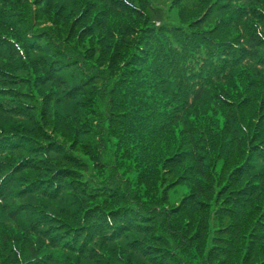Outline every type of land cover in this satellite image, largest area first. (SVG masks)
Wrapping results in <instances>:
<instances>
[{"label":"trees","instance_id":"16d2710c","mask_svg":"<svg viewBox=\"0 0 264 264\" xmlns=\"http://www.w3.org/2000/svg\"><path fill=\"white\" fill-rule=\"evenodd\" d=\"M135 1L0 0V264H264V0Z\"/></svg>","mask_w":264,"mask_h":264},{"label":"rangeland","instance_id":"374dc122","mask_svg":"<svg viewBox=\"0 0 264 264\" xmlns=\"http://www.w3.org/2000/svg\"><path fill=\"white\" fill-rule=\"evenodd\" d=\"M130 1H132L134 4H138L135 0H130ZM153 1L155 4L157 3L158 5H156V6H159L161 9H162L161 6L166 8V9L163 8L162 10H164L169 15V19H171L176 24H182V25L188 24L193 19L194 16H197V14L199 13L198 10L201 8L198 0H184V1H181V0H173V1L172 0H153ZM138 2L140 3V5H139L140 7L137 8L138 11L135 13L136 17H140L143 14V12L141 10H144V11L146 10V6H145L146 3L142 4L141 1H138ZM203 6H204V4H203ZM216 19H217L216 17H213L212 21H209V23L203 27L205 29H209V28L213 27L216 23ZM214 29L215 28H212L210 30L212 31ZM217 34L218 33H216V32L212 33V35L214 37H218ZM209 37L211 39H213L210 35H209ZM110 48L112 49V47H110ZM103 55L109 56V55H107L106 52H103ZM55 130L58 131L57 133L60 134L61 137H64L66 139L72 138L73 134L75 133L74 126L70 127V128L68 127L65 131H61L57 128V125H55ZM68 141H70V140H68ZM114 148L115 147L113 145H110V146H107L104 150L101 149L99 151V158H97V160H95L97 162H94L95 156H91V157L87 156L88 157L87 160H89L88 162L90 164V171H91L90 175L91 176H93L94 174L96 176H100L101 171L98 172V170H96V168H95L96 164H100V166L107 165L108 169L106 170L105 176L108 177V180H109L110 171H111L110 169L116 165V159L115 158H117V156L114 154V152H117V151H115ZM93 164L95 167L93 166ZM125 164L126 163L124 162V165ZM119 174H122V173L120 172ZM129 176L134 177L132 174V170L130 171ZM189 191H190L189 185H177L174 188H172L168 194V201H169L170 206H175V205L179 206L180 200L183 197H185ZM186 216H188V215H186ZM188 217L189 218H195L196 215L195 216L190 215ZM210 218H213V216ZM212 223L213 222L211 221L210 225L208 224L211 228L213 226ZM175 225L179 228L178 230L180 232H182L181 229H184V223H183V227L178 226L176 224V222H175ZM208 244H210V242H208ZM97 248H98V245H97ZM97 248H95L94 251H99V250H97Z\"/></svg>","mask_w":264,"mask_h":264}]
</instances>
